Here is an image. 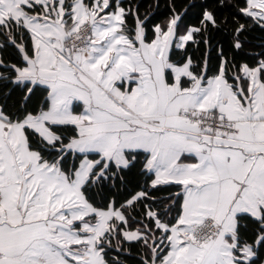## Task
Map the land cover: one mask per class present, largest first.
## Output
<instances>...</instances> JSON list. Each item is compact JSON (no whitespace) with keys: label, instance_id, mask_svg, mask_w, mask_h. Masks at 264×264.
Listing matches in <instances>:
<instances>
[{"label":"snow or ice","instance_id":"1","mask_svg":"<svg viewBox=\"0 0 264 264\" xmlns=\"http://www.w3.org/2000/svg\"><path fill=\"white\" fill-rule=\"evenodd\" d=\"M0 264H264V0H0Z\"/></svg>","mask_w":264,"mask_h":264}]
</instances>
